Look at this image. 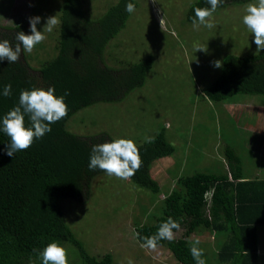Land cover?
Segmentation results:
<instances>
[{
	"label": "trees",
	"instance_id": "1",
	"mask_svg": "<svg viewBox=\"0 0 264 264\" xmlns=\"http://www.w3.org/2000/svg\"><path fill=\"white\" fill-rule=\"evenodd\" d=\"M247 1L251 0H222L216 11ZM128 2L136 6L135 0H117L96 17L84 7L86 0H62L52 58L41 61L37 68L24 52L15 63L0 61V123L19 103L22 90L54 86L55 95L68 93L67 116L50 125V132L13 158L3 151L10 137L0 130V264H42L34 249L42 250L53 240L67 243L65 248H72L80 264H115L111 253L93 255L86 250L66 223L60 201L70 197L84 202L89 198L93 178L106 173L89 170L92 146L114 139L106 131L75 134L66 127L69 118L92 104L122 100L145 83L154 63L151 55L135 63L120 62L119 67L105 63L107 44L125 27L130 15L125 11ZM197 7L211 6L207 0H195L185 13L187 22L193 23ZM19 31L27 34L24 25L0 24V40L8 39L14 48ZM8 84L12 86L11 95L5 97L3 89ZM203 93L213 102L235 94L264 96V51L225 55L219 74ZM29 123L26 115V126ZM137 146L142 164L130 179L157 195L160 186L150 175L151 165L173 154L175 147L166 139L164 127L150 143ZM223 156L225 167L218 172L178 177L176 185L164 194L160 212L151 216L153 221L134 225L136 239L143 243V237L156 234L160 224L172 217L180 223L182 236L171 242L161 240L158 246L167 248L178 263L196 264L190 253L195 240L189 237L197 231H212L216 250L199 244L206 264H258V232L264 227V176H245L242 160L231 145L224 147ZM67 253L70 255L69 249Z\"/></svg>",
	"mask_w": 264,
	"mask_h": 264
},
{
	"label": "rangeland",
	"instance_id": "2",
	"mask_svg": "<svg viewBox=\"0 0 264 264\" xmlns=\"http://www.w3.org/2000/svg\"><path fill=\"white\" fill-rule=\"evenodd\" d=\"M116 1L86 0L84 7L98 17ZM194 1L156 0L153 4V0H135V11L107 44L104 57L108 66L119 67L120 62L135 63L151 55L154 63L145 83L120 101L78 110L66 123L75 134L106 131L113 138H131L136 144L153 138L164 127L166 139L175 147L173 154L151 165L150 175L160 186L157 195L131 179L101 173L93 178L86 201L70 197L60 201L66 223L86 250L93 255L111 253L115 264H127L129 258L133 264H180L163 246L155 251L141 247L143 243L133 233L134 225L153 221L164 194L176 185L178 177L222 170L226 145L240 156L245 176H264V96L235 94L213 102L203 93L220 72L215 61L222 65L225 55L264 51L256 50L254 36L243 24L248 4L257 0L215 11L210 18L215 25L211 29L203 25L197 29L185 20ZM61 5L62 0H0V24L24 25L30 34L29 17L40 16L37 29L43 31L49 16L56 15L59 20ZM57 28L44 32L46 39L31 53L24 52L32 66L37 68L55 55ZM198 47L206 50H196ZM174 234L175 238L182 236V229ZM258 236V264H264V227ZM189 239H199L209 251L216 250L212 231L194 232ZM67 249L69 264H80L72 248Z\"/></svg>",
	"mask_w": 264,
	"mask_h": 264
},
{
	"label": "clouds",
	"instance_id": "3",
	"mask_svg": "<svg viewBox=\"0 0 264 264\" xmlns=\"http://www.w3.org/2000/svg\"><path fill=\"white\" fill-rule=\"evenodd\" d=\"M156 0H153V4ZM210 8H195V18L193 25L199 28L201 25L211 29L215 25L210 18L216 11L222 0H207ZM135 4L128 2L125 11L133 13ZM41 21L40 16L29 17L30 34L19 31L15 35L17 43L13 48L8 39L0 40V61L7 60L8 63L19 61L21 53H31L35 46L46 39L44 32H52L56 25L60 23L56 15L49 16L44 24L43 31L37 29V24ZM198 21V22H197ZM163 23V20H160ZM243 24L247 26L254 36L253 43L256 50H264V0H257L256 3L248 4L246 14L243 16ZM196 50H206L198 47ZM217 68L221 67L219 60L215 61ZM11 84L5 85L3 95H11ZM68 95H55V87H33L31 90H22L19 95V103L14 106L2 119L0 130L8 137L10 143L6 144L3 150L9 157H14L18 151H24L31 147L35 139L42 138L51 131L50 125L63 119L68 114V105L65 98ZM28 116L29 125L25 124V116ZM146 142H151V138H146ZM139 147L131 138H114L110 142H103L92 146L88 168L89 170L100 169L109 176H115L121 180H129L141 167ZM180 223L169 217L160 224L156 234L143 237L141 247L155 251L158 242L175 239L173 230H179ZM139 236V233L136 234ZM200 240L196 239L190 246V253L196 264H206L203 258L204 250L199 247ZM42 264H68L67 249L57 240L49 242L42 250H35ZM127 264H133L129 258Z\"/></svg>",
	"mask_w": 264,
	"mask_h": 264
}]
</instances>
